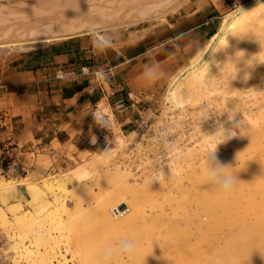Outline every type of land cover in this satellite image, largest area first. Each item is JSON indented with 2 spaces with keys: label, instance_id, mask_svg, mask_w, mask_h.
I'll use <instances>...</instances> for the list:
<instances>
[{
  "label": "rangeland",
  "instance_id": "374dc122",
  "mask_svg": "<svg viewBox=\"0 0 264 264\" xmlns=\"http://www.w3.org/2000/svg\"><path fill=\"white\" fill-rule=\"evenodd\" d=\"M44 1L46 0H0V42L4 43L0 45V56L6 54L7 52L20 53L23 51L36 48L40 45L49 43V41L47 42L34 41V42H29V43H23L22 41L27 42V41L34 39V37L38 36L41 32L48 31L47 29L49 28V26L65 25V23H68V22H74V23H78L82 25L83 30L81 31H83V33L81 34L94 36L97 39H99L101 43L116 46L120 43V41H118L120 40V38H125L126 36L138 35L139 32L140 34L144 35L147 30L152 31L154 28L157 29L163 26L167 27L168 24L171 25L172 23H174V21L177 20L178 17H182L190 13H198V12L201 13V11H203V12H207L208 15L213 17L212 22H209V24L206 26L207 27L206 32H203V31L198 32L197 35L189 37L188 41L198 40V42L194 44V46L187 48V52L182 62L176 68L175 73L171 75V78L169 80V83L164 93L155 97L152 100L145 102L144 104H142V106H139V107L137 106L135 108L134 110L135 113L133 114L134 116L132 117H138L140 115L145 121L144 124L141 126L143 127L142 130L144 132L143 137L139 133H137L138 135H135L133 133L127 135L128 130H124L123 132L125 134H121L120 127H118L117 123L115 122V119L113 118L111 122L112 123L111 129L108 130L105 135H100L101 140L104 142V145L100 148L99 151H96L95 153L86 151V154L82 159H72V158L69 159L71 161V165L69 167H66V166L61 167L58 165L57 166L55 165L54 167H50V165H48L49 162L44 161L43 165L48 166L47 168H45L42 171L36 170L34 173H28L27 169L20 171L19 173H20L21 179L19 178L18 179L19 182L15 184L14 182H12V179H10L9 177L10 175L6 174L2 170V168L6 167V162L0 156V183L9 181L11 186H13L11 189H9L10 191L8 190V192L6 191V193L0 192V207H1L0 209H3L6 212L7 216L9 217L11 221H13L14 215H17V214L22 215L25 213L32 214L41 223L42 230L46 229V231H48L52 236H54L56 239L59 240V245L57 249L59 251L58 254L63 255L65 260H67L68 264H76V262L70 259V253L68 252L72 248L70 250L67 248L69 245L71 246V242H70L71 239L72 240L77 239L79 241L81 240V242L83 243L82 237L85 231L87 232L84 234V236L89 232L88 230L90 231L93 230V234L90 232L91 236L89 233V237L91 238L93 237L92 238L93 241L91 240L92 242H90L92 243L91 247L95 249L96 244H98V246L100 248H103V250L106 247L115 246L116 244H118V242L122 238L130 239V238H133L134 236L132 235L131 237H129L118 231H107L106 230L107 232L106 231L105 232L107 234L103 233L104 230L101 231L102 229L100 230V228H98L93 223L92 217L90 218L91 212L93 211L91 207L95 209L94 206L95 205L97 206L98 203H103V204L108 203L109 204L111 203L110 201L113 199L111 197L112 199L109 200L107 195H109V192L112 193L114 191V190L110 191L112 189L111 187H113L112 186L113 183H111L113 181L110 182L111 180L110 174H112L116 170L115 167H117L118 171H121L124 173L128 171L127 174H129V176L126 179V182L128 185L121 189L122 195H124L125 199L127 197L126 200L128 201L125 202V204L121 205L122 209L118 207L117 208L118 210L120 209L119 210L120 212L127 210V212L124 214H128V213H131L137 210L138 218L136 220V223H138L139 226L141 225V228H137L136 230L134 229V231H132L133 234L137 235V234L149 233L152 225L154 226V223L147 221L148 219L147 216L149 217L153 216L155 212L151 211L153 209H150L149 211L148 209L149 206L147 205H150L152 207L154 203L162 201V200L167 201V202L169 201L173 204L178 205V207L175 208L174 211H172L173 214L170 213L169 211L161 214L163 215L162 218H166V219H169V218L175 219V220L185 219L187 217L186 215L190 213L189 206H188L191 200V195L189 193L190 192L189 181H191L190 179L191 177H194L196 175L200 176L203 174L202 169H201L202 167L200 164L201 163L202 165L205 164L204 153H202L199 149L200 147H202V144H203L202 139L205 137V135H207V133L214 134L216 131L214 128L215 127L214 118L217 116L216 111L218 110L215 109L216 107L215 108L213 107L215 106V102H216V100L214 99V94H217L218 92L214 90V88H217L214 86H211V91L209 88H207L209 92L207 91V89L196 88L198 92L200 91L199 94L196 89L194 90L192 88L193 91L192 89H189V91L186 93L187 95L186 97H189L187 98V101L189 102L191 101V99L193 100L195 97L200 98V96H203L204 94L205 96L207 97L209 96V97L207 98L203 96L204 99L200 98V99H197L196 101L194 100L195 103L193 101H191L192 103L190 102V104L187 102L186 105H184L183 109L181 110L178 107L174 106V104L169 101V98L167 97L168 89H170V86L172 85V81L174 79L175 80L177 79L178 81L182 82L186 78L185 76L188 73L186 69L189 67V65H192L195 63L197 64V62L202 63V61H199L200 55H203L202 52H204V49L207 48V45L209 44V42L211 40L213 41V38H215L214 40H216L214 42L218 41L219 43L220 41H223L222 44L217 49L218 55L222 59V54L224 50L223 47H225L226 40L225 39H224L225 41L221 40L223 39L222 38L223 35L219 36V34L222 33L220 31H222L223 20L228 18L230 13H233V11L236 12V10L239 9L237 8L238 5L241 7L242 5L249 4L250 2L253 3V1H256V0H80L79 8H73V9L63 7L64 2L62 0H60L59 5L57 4L55 6H44L43 4H41V2H44ZM140 12L142 15L140 14ZM143 12L145 15L143 14ZM262 19H264V17H262L261 20H259V22L260 21L261 22L258 23V26L260 28L264 27V24H262L264 20ZM60 23H63V24H60ZM12 42H16V43H12ZM215 58H213V60H215ZM209 60L210 61H208V63L212 61L211 62L212 64L209 65L210 63L209 64L206 63V65H209V66L207 67L205 65L202 68L203 74H210V72L212 71L211 67L215 69L214 65H216V62L214 61L215 64L213 65V60L212 59H209ZM227 63H228L226 64L227 68L231 70V66H232L231 60L230 62H227ZM228 79L229 77H225L224 81L222 82L226 83L225 81H227ZM183 90L184 89L182 88L180 93L183 92ZM205 90L209 93V95H207L208 93ZM203 91L204 93H202ZM192 93H193V96L191 95ZM249 93L250 92H248L247 95ZM189 94L192 96V98H190ZM227 102L228 103H226L225 101L224 105L225 103L229 104L232 101L228 100ZM213 109H215V112H213L214 111ZM239 113H240L239 111H235L236 115L234 114L233 116L236 117ZM223 116L222 115H220V117L217 116L216 119L218 118L220 119L222 117L221 119H223L224 121H227L228 117H226L225 115ZM224 118H226V120ZM202 121L204 122V124L206 123L207 126L204 124L202 125L203 123ZM198 122L200 123L198 124ZM134 127H136L137 130L142 131L140 130V127L138 126V124H136V126L134 125L133 128ZM173 131L176 133H174ZM193 142H195L196 144ZM174 143L176 144V146H174L175 145ZM197 143L201 145L198 146ZM171 146H173V148ZM0 147H1V142H0ZM173 149L176 150L175 152L177 153L173 152ZM178 149H181L182 151ZM168 153L170 154L168 155ZM131 160L133 161V163ZM260 160L264 161V157H262ZM186 163L188 164V166H192L193 168L195 167L196 168L192 170L193 168L191 169V167H188ZM196 164L200 165V167L198 165L197 167ZM137 168H140V169H137ZM186 168H188V171L191 170L192 172H188V171L186 172L185 171ZM172 169L174 172L172 171ZM176 169L182 172L181 173L176 172L177 174L179 173L177 175L175 173ZM150 172L153 173L152 176ZM100 173L102 174L100 175ZM104 173H105V177L107 175L106 178L107 180L109 179L108 182L110 184L106 181V178L103 176ZM81 175H82V178H81ZM160 175H161V178L159 182ZM163 175H167V176H163ZM37 176H40V177H37ZM77 178H78V181H76ZM103 178H105V180ZM138 178H140V180ZM165 178L167 179V182ZM178 178L181 181L180 183H179ZM100 179L103 182L99 181ZM92 182L95 184H92ZM143 183L146 184L145 192L141 191V195H139L138 193H136L137 189L135 191V186L136 187H138L139 185L141 186L143 185ZM167 184L168 185L170 184L171 186L170 185L168 186ZM20 185H22L21 187H24V188L26 187L27 190H29L28 196H24L23 191H15L17 190L16 187ZM77 185L79 187V191H77L76 193V190H78ZM85 185H88L89 189ZM166 185L167 187H165ZM236 186H242L241 182H239V184H237ZM73 187H76L77 189H74ZM165 188L167 189V191H165ZM36 189H38V191L40 190L41 193L42 192L43 193L41 194L40 191L38 192L36 191ZM46 189H49V190L47 191ZM50 189H52L53 193H50L51 191ZM82 189L84 190V192L81 191ZM257 189L259 191H257ZM69 190H71V192L73 191L72 196L69 194ZM173 190L175 191V193L173 192ZM74 191L78 196L76 194H73ZM106 191L107 192L109 191V192L107 193ZM162 191L164 193H161ZM35 192L38 193L37 195L39 198L36 197L37 195H35ZM159 193L163 194L161 195V198H160ZM262 193H264V188H254V187L234 188L229 194H226L227 196L226 198L228 199V201L226 202L227 204L226 207L228 208V212L230 213L231 216H237V211H240L239 206L236 204L237 200H233L232 196L239 195L241 198L242 197L245 199L253 198V199H256L255 201H258L259 198H262V196H264V194ZM54 194H55V197H54ZM175 194H178V195H175ZM130 195H132L133 198H131ZM12 196L18 197L19 199V201L17 202L18 204H12L11 202L13 201V199L11 200ZM56 196H57V199H56ZM60 196H61V199H60ZM153 197H156V198L153 199ZM100 198L104 200L100 202L101 200ZM175 198H177V200H175ZM64 199L65 200L67 199L66 203ZM151 199L153 200L151 201ZM209 200L211 202L212 201L216 202L217 200L216 195L214 193L210 194ZM82 202H84L83 205H82ZM87 204H90V206L89 205L87 206ZM134 204L136 206H134ZM59 206L60 208H58ZM77 206H79L80 209H78L79 207L77 208ZM137 206L138 207L140 206L139 209L135 208ZM211 207H210L211 209L210 211L209 210L205 211L204 209L203 211L200 210L199 215L202 216V214L206 215L207 213L211 215V211H212ZM57 208L59 210L56 211ZM81 208L84 210L86 209L87 210L86 212L88 211L90 212L91 210L92 211L90 212V214L83 212L84 216L81 217L80 214H82V212L81 213L78 212L80 210L83 211ZM87 208H89V210ZM112 209H110V213L108 214H110V216L113 219L122 217L120 215L114 218V216L111 214ZM75 210L79 214L78 213L76 214ZM69 212L70 214L72 213L71 216L67 215ZM87 214H89V217H87L88 216ZM76 215L80 216L81 218L78 217V219H75V220H70V221L68 220L70 217L74 218ZM210 215H208V218ZM247 215L249 216L250 213H247ZM65 217H67L68 219H66ZM65 219L68 221H66ZM86 219L88 220L87 221L88 223L83 222V220L85 221ZM57 222L59 223L58 226H56V224H58ZM163 222L164 221H162L160 224H162ZM65 224H67V226ZM53 226H55L54 228V230L56 229L55 231L52 230ZM156 227L157 226H154V228ZM37 229H38L37 226H33V230L35 231L34 233L37 232ZM58 229L59 231H61V233H59ZM66 229H68V231H65ZM76 229L77 231L78 230L79 231L75 232ZM80 229L81 230L84 229L85 231L82 232ZM192 229H193L192 226L188 224L184 226L182 230L190 231ZM15 230L17 229H14L12 230L13 232L10 231L8 234H6L0 229V242L6 245L5 247L10 253L8 264H12L13 258L23 253L21 252V245L13 246L14 242L18 241V239H16L18 235V232H17L18 230L17 231ZM99 231L102 234H105V236H103ZM155 231H158V228L152 230V232L154 233ZM32 234L33 233L29 232L30 242L29 240H26L24 242V245L27 246L29 251H31L32 256L35 257L38 255L37 254L38 244L34 242L35 239L33 238ZM110 239H112L113 241H110ZM82 248H85V247L80 246L79 248H76V249H79L78 252L81 255L83 254ZM63 249L67 253H65ZM21 259H19L20 264H34L32 262L30 263L27 262L25 258L24 259L21 258Z\"/></svg>",
  "mask_w": 264,
  "mask_h": 264
},
{
  "label": "bare ground",
  "instance_id": "6f19581e",
  "mask_svg": "<svg viewBox=\"0 0 264 264\" xmlns=\"http://www.w3.org/2000/svg\"><path fill=\"white\" fill-rule=\"evenodd\" d=\"M62 1L64 2L63 7L70 8V9L79 8V5H80V0H62ZM41 4H43L44 6H55L57 4L58 5L60 4V0H46L44 2H41ZM241 8H242L243 12H241L238 9V10H236V12L233 11V13H230L229 17L223 20L222 31H220L222 33L219 34V36L223 35L222 36L223 39H221V40H224V39L226 40L225 47H223L224 50H223V54H222V59L219 57L217 49L219 48V46L222 44L223 41H220L219 43H218V41L214 42L216 40H214L215 38H213V41L211 40L209 42V44L207 45V48L204 49V52H202L203 55H200L199 61H202V63L197 62V64L195 63L192 65H189V67L186 69V71L188 73L185 76L186 77L185 78L186 80L184 79L185 81L183 80L182 82H180L177 79L176 80L174 79L172 81V85L170 86V89H168L167 97L169 98V101L174 104V106H176L182 110L184 105H186L187 102L190 104L191 101L194 102V100L196 101L197 99H200V98L204 99L203 96H205V94L203 96H200L201 95L200 94L199 95L200 98L195 97L196 98L195 99L193 97L194 98L193 100L191 99L190 102L187 101V98H189V97H186L187 96L186 93L189 91V89L193 88L195 90L196 88H199V89L200 88H202V89L209 88L211 91V86L217 87V88H214V90L218 93L214 94V99L216 100V102H215V106L213 105L214 106L213 108L216 107L215 109L218 110V111H216L217 116H219V117H220V115H222V116L225 115L226 117L231 116V115L233 116L235 114V111H239L240 113L236 117L234 116L235 119H233V120H229L227 118L228 119L227 121H224L223 119H221L222 117L220 119L218 118L219 119L218 120V119H216L217 116L215 115L216 116L214 118L215 124L213 123L215 125V127H214L215 130H216V126L218 123L223 124L225 128H236L239 121L242 122V127L240 130V134L242 136L238 135V136L233 137L232 139L228 140V142L226 144L219 145L218 146V156L226 164L234 166L232 171L237 172L238 179L240 180V182L242 184V186H236L235 188H238V187L264 188V161L260 160L262 157H264V92H262V91H264V27H262L260 25L262 27V28H260L258 26V23L261 22V21L259 22V20H261V18L264 17V0H256V1H253V3L250 2L249 4L242 5ZM140 14H141V12H140ZM140 14H138V15H140ZM143 14H144V12H143ZM262 20H264V19H262ZM138 21H140V20H138ZM60 24H63V23H60ZM262 24H264V22H262ZM47 30L48 31L41 32L38 36L34 37V39H32L30 41H27V42L22 41V42L23 43H29V42H34V41L47 42V41H52V40L54 41V40L64 39L66 37L69 38V37L78 36L81 33H83V31H81V30H83V26L78 24V23L68 22V23H65V25L49 26V28ZM12 43H16V42H12ZM2 44H4V43L0 42V45H2ZM213 58H215V60H213ZM209 59L213 60V65L215 64L214 61L216 62V65H214L215 69H213L211 67L212 71L210 72V74H203L202 68L206 65V63L207 64L210 63L209 65L212 64L211 63L212 61L208 63V61H210ZM230 60L232 62L231 70H229L226 66V64H228L227 62H230ZM209 65H206V66L208 67ZM225 77H229V79L227 81H225L226 83H223L222 81H224ZM208 85H209V87H208ZM182 88L186 91L183 90V92L180 93ZM193 89H192V91H193ZM207 91L209 92L208 89H207ZM184 92H185V94H184ZM197 92H198V90H197ZM199 92H198V94H199ZM248 92H250V93L247 95ZM202 93H204V91ZM211 94H212V92H211ZM191 95L193 96V93ZM191 95L189 94L190 98H192ZM207 95H209V93ZM205 97H207V96H205ZM211 99H210V101H211ZM228 100H230L232 102H230L229 104H226V103H228L227 102ZM225 101H226V103L224 105ZM98 107L102 108L103 104L102 103L98 104ZM211 107H212V105H211ZM215 109H213L214 110L213 112H215ZM103 111L108 112V110H103ZM205 113H207V112H205ZM182 117H184V116H182ZM113 118H114V116H113ZM224 119L226 120V118H224ZM200 122H198V124ZM205 122H206V120H205ZM203 124H204V122L202 123V125ZM204 125H206V123ZM178 127H177V129H178ZM203 129H204V127H203ZM182 131H183V129H182ZM206 131H207V129H206ZM174 133H176V132H174ZM205 133H207V132H205ZM205 133H204V135H205ZM194 135H196V134H194ZM205 137L203 139L201 138L203 140V142H202L203 144L199 150L202 153H204L206 142H207L206 140L208 138L207 135H205ZM192 141H194V140H192ZM181 142H183V141H181ZM195 142H193V143H195ZM179 144H180V142H179ZM197 145L199 146L201 144L197 143ZM174 146H176V144ZM171 147L173 148V146H171ZM178 150H181V149H178ZM185 150H186V148H185ZM167 151H168V149H167ZM175 151L176 150L173 149V152H175ZM175 153H177V152H175ZM169 154L170 153H168V155ZM158 156H156V157H158ZM179 157H180V155H179ZM101 158H103V157H101ZM98 159H100V158H98ZM147 161H149V160H147ZM147 161H145V162H147ZM197 162H198V160H197ZM100 163H102V162H100ZM132 163H133V161H132ZM187 163H188V161H187ZM97 165H98V163H97ZM128 165H129V163H128ZM197 165L198 164H196V166ZM200 165L202 167L201 169H202L203 174L200 176L196 175L194 177H191L190 178L191 181H189V184H190L189 185V187H190L189 193L191 195V200L189 202L190 204L188 205L190 213L188 215H186L187 217L185 219H178V220L170 219V218L169 219L162 218L163 215H161V214L166 213L167 211L172 213V211H174V209L178 207V205L173 204L169 201L167 202V201L162 200V201L156 202V203H154V205L152 207L150 205H147V206H149V208L147 207L149 209V211H150V209H153L151 211L155 212V214L153 216L149 217L146 215L148 217L147 221L154 223V226H157L156 228H158V231H155V233L152 232V230L156 229L152 225V227H151L152 230L150 229V232H152V233L149 232V233L137 234V235L132 233V231H134V229L136 230L137 228H141V225L139 226L138 223H136V220L138 218L137 210H135L131 213H128V214H124L127 212V210L122 211L121 213H119V215H121L122 217H120V218L118 217L117 219H113L110 216V214H108V213H110V209H112V208L114 209V208L118 207V208L122 209L121 205L125 204V202L128 201V200H126L127 197L125 199L124 195H122V193H121V189L128 185L126 182V179L129 176V174H127L128 171H126L124 173V172L118 171L117 167H115L116 170L112 174H110V177H111L110 182L113 181V182H111V183H113V185L111 184L113 187L110 186L112 189L111 188H110L111 190L109 189L110 191H112V190H114V191L112 193L108 191L109 195H107L109 200H111L112 198L113 199L110 201L111 203H109V204L108 203L103 204V203L97 202L98 205L94 206L95 209H93V207H91L93 211L92 210H91L92 212L90 211L91 212L90 218L92 217L93 223L98 228H100V230L102 229L101 231L104 230L103 233H106L107 231H118V232L123 233L126 236H129V237L134 235L133 238H130V240L135 241L137 244V249L135 252L134 259L132 261H128L126 259H118L116 261V264H264V196H262V198H259L258 201H255L256 199H253V198L252 199H245L243 197L241 198L239 195L232 196L233 200H237L236 204L239 206V209L241 212L237 211V216H231L230 213L228 212V208L226 207V205H227L226 202L228 201V199L226 198L227 197L226 194L218 191L217 189L209 187L206 184L205 176H204V165H202V163ZM200 165H198V166L200 167ZM139 166H141V165H139ZM187 166H188V164H187ZM188 167H191V169L193 168L192 166H188ZM195 168H193L192 170H194ZM137 169H140V168H137ZM93 171H94V169H93ZM172 171H173V169H172ZM185 171L187 172L188 168H186ZM176 172H180V171L178 169H176L175 173ZM188 172H192V171L189 170ZM102 173H103V171H102ZM102 173H100V175ZM152 174L153 173H151V176H152ZM97 175H99V174H97ZM103 176L105 177V173L103 174ZM163 176H167V175H163ZM106 177H107V175H106ZM81 178H82V175H81ZM95 178H96V176H95ZM105 178H103V179L105 180ZM136 178H137V176H136ZM140 178H138V179L140 180ZM160 178H161V175L159 176V182H160ZM108 180L106 178L107 182H108ZM178 180H179V178H178ZM76 181H78V178L76 179ZM99 181H102V180L100 179ZM166 182H167V179H166ZM180 182L181 181L179 180V183ZM92 184H95V183L92 182ZM176 184H178V183H176ZM25 185H27V184H25ZM167 185L165 187H167ZM21 186L22 185L17 186L16 187L17 190H15V191H23L24 196H28L29 190H27L26 187L24 188ZM85 186H87V188H88V185H85ZM12 187L13 186H11V184L9 182L0 183V192L6 193V191L8 192V190L11 189ZM44 187H45V185H44ZM90 187H91V185H90ZM145 187H146L145 183H143V185H141V186L139 185L138 187L135 186V191L137 189L136 193L141 195V191L145 192ZM73 188L74 189L78 188V190H76V193H77V191H79L78 185H77V188L76 187H73ZM52 189H50L51 190L50 193H53ZM161 189H160V191H161ZM168 189H169V187H168ZM46 190L48 191L49 189H46ZM174 190H173V192L175 193ZM36 191H38V189H36ZM81 191L84 192L83 189ZM165 191H167L166 188H165ZM257 191H259V190L257 189ZM70 192H71V190H69V194L72 196L73 191L71 193ZM40 193H41V191H40ZM76 193L74 191L73 194H76ZM125 193H126V191H125ZM161 193H164V192L162 191ZM212 193H214L217 197L216 202H214V201L211 202L209 200L210 194H212ZM229 193H227V194H229ZM37 194L38 193L35 192V195H37ZM104 194H105V192H104ZM262 194H264V193H262ZM161 195H163V194H160V198H161ZM175 195H178V194H175ZM51 196H52V194H51ZM130 196H131V198H133L132 195H130ZM36 197L39 198L38 195ZM41 197H43V196H41ZM54 197H55V194H54ZM155 198L156 197H153V199H155ZM166 198H168V197H166ZM56 199H57V196H56ZM60 199H61V196H60ZM153 199H151V201ZM66 200H65V203H66ZM102 200H104V199H101L100 202ZM109 200H107V201H109ZM175 200H177V198H175ZM79 201H80V199H79ZM70 202H71V200H70ZM83 203L84 202H82V205H83ZM55 204H57V203H55ZM71 204H72V202H71ZM51 205H52V203H51ZM88 205L90 206V204H87V206ZM79 206H77V208ZM92 206H93V204H92ZM134 206H136V205L134 204ZM63 207H64V205H63ZM80 207L78 209H80ZM139 207L137 206L135 208L139 209ZM210 207L212 208L211 215L208 213L206 215L202 214V216L199 215L200 210L203 211V209H204L205 211H207V210L210 211L211 210ZM58 208H60V206ZM58 208L56 209V211L59 210ZM89 208H87V209L89 210ZM142 208H144V207H142ZM82 210L83 211H81V210L78 211L79 213L82 212V214H80L81 217L84 216L83 212L87 211L86 209L85 210L82 209ZM50 211H51V209H50ZM75 212H76V210H75ZM78 212H76V214ZM90 212L88 211L86 213L90 214ZM86 213H85V215H86ZM247 213H250V215L248 216ZM71 214L69 212L67 215L71 216ZM89 214H87L88 215L87 217H89ZM123 215H125V216H123ZM208 215H210L209 218H208ZM35 216H37V215H35ZM76 216L74 218L70 217L71 219L70 218L68 219L67 217H65V218L70 221V220L78 219V217H80V216H77V217ZM114 218H115V216H114ZM54 220H55V218H54ZM68 220H66V221H68ZM87 221H88L87 219L85 221L83 220V222H87ZM162 221H164V222L162 224H160ZM58 222H60V221H58ZM138 222H140V221H138ZM139 224H141V223H139ZM188 224L191 225L193 229L190 231L182 230L183 227L188 225ZM58 225H59V223L56 224V226H58ZM65 225L67 226V224H65ZM33 226L38 227L36 233H34L35 231L33 230ZM54 228H55V226H53L52 230H54ZM0 229L3 232H5L6 234H8L10 231H12L14 229L18 230V231L15 230L18 232V235L16 238V239H18V241L16 242L14 240L15 242H14L13 246L14 245H16V246L21 245V252H23V253H21L20 255H17L18 254L17 253L16 254L17 256H15L12 260V264H20L19 259H21V258H23V259L25 258V260L27 262H29V263L32 262L34 264L35 263H37V264H59V263L60 264H68L67 260H65L63 255L58 254L59 251L57 249H58V245H59V240L56 239L54 236H52L48 231H46V229L42 230L41 223L32 214H28V213H25L22 215L17 214V215H14V219H13V221H11L9 219V217L7 216L6 212L3 209H0ZM58 231H59V229H58ZM65 231H68V229H66ZM76 231H77V229L75 230V232ZM81 231L84 232L85 230L83 229ZM88 231H89L87 233L88 235L86 234L84 236V234L87 232V231H85V233H83V237H82L83 238L82 241L85 245L81 242V240L79 241L77 239H73V240L71 239V241H70L71 246L67 243L69 245L67 249L70 250L72 248L70 251L67 250L70 253V259L73 260L74 262H76V264H99V259L102 255L103 251H104L103 248H100L98 246V244H96L95 249L91 247L92 243H90V242L93 241L92 240L93 237L92 238L89 237V233L91 232L93 234V230L92 231L88 230ZM29 232L33 233L32 235H33V238L35 239V240L34 239L33 240H34V242H36V244H38V247H37L38 248V250H37L38 255L35 257L32 256L31 251H29L27 246L24 245V242L26 240H29V238H30ZM59 233H61V231H59ZM91 233H90V236H91ZM102 235L105 236V234H102ZM86 236H87V238H86ZM92 236H94V235H92ZM71 237H72V235H71ZM106 237H107V235H106ZM110 241H113V240L110 239ZM29 242H30V240H29ZM100 242H101V240H100ZM81 243H82V245H81ZM80 246L85 247V248H82V252H83L82 255L79 254V252H78L79 249H76V248H79ZM64 252L67 253L65 250H64Z\"/></svg>",
  "mask_w": 264,
  "mask_h": 264
},
{
  "label": "crops",
  "instance_id": "0c3cea01",
  "mask_svg": "<svg viewBox=\"0 0 264 264\" xmlns=\"http://www.w3.org/2000/svg\"><path fill=\"white\" fill-rule=\"evenodd\" d=\"M212 19L207 12L190 13L167 27L120 38L116 46L81 34L0 56V156L6 162L2 170L15 184L20 171L47 168L44 161L50 167H69V159L99 151L104 142L90 112L103 97L91 76L81 74L82 66L111 68L107 90L123 82L137 95L157 97L187 48L198 42L189 37L206 32ZM114 119L123 130L131 129L127 112ZM12 199L18 204V197Z\"/></svg>",
  "mask_w": 264,
  "mask_h": 264
},
{
  "label": "clouds",
  "instance_id": "9594fccd",
  "mask_svg": "<svg viewBox=\"0 0 264 264\" xmlns=\"http://www.w3.org/2000/svg\"><path fill=\"white\" fill-rule=\"evenodd\" d=\"M237 8L243 12L238 5ZM86 71V70H85ZM152 74V70H147ZM96 121L101 127L106 126L107 121L100 116L99 113L94 114ZM229 120H233L234 116H228ZM242 122L239 121L236 128H225L223 124H217L214 134H207V142L204 150V176L205 182L209 187L227 194L231 192L240 182L237 172L232 171L234 166L226 164L218 156V146L226 144L228 140L240 134ZM137 244L135 241L122 238L115 246L106 247L99 259V264H116L118 259H126L132 261L135 257Z\"/></svg>",
  "mask_w": 264,
  "mask_h": 264
},
{
  "label": "built area",
  "instance_id": "2783aa9c",
  "mask_svg": "<svg viewBox=\"0 0 264 264\" xmlns=\"http://www.w3.org/2000/svg\"><path fill=\"white\" fill-rule=\"evenodd\" d=\"M86 70V71H85ZM81 74L91 76L92 82L94 86L102 92V104L103 107L100 108L98 106L95 107L93 111L90 112L91 119L95 122L97 130L101 133V135H105L108 130L111 129L112 118L115 114L121 112H127L131 117V129L128 130L127 135L137 133L144 136V132L141 127L144 124V120L142 116L132 117L135 113V108L138 106H142L145 102L154 99L155 97H143L141 95H137L131 90H129L123 82L116 83L112 88L108 90L105 89L107 86L109 79L113 76L111 68H106L103 70L93 69L88 66H82ZM118 95V96H117ZM143 97V98H142ZM103 110H108V112H104ZM99 113L101 117L107 121L106 126L101 127V125L96 121L94 114ZM141 119V120H140ZM138 124L140 127L139 131L136 127L133 126ZM124 130L120 128V133L125 134ZM121 213L117 208L112 209L111 214L117 217ZM120 216V215H119ZM6 245L0 242V264H8L10 253L8 252Z\"/></svg>",
  "mask_w": 264,
  "mask_h": 264
}]
</instances>
